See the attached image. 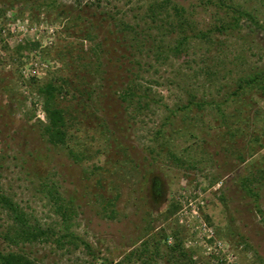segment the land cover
I'll use <instances>...</instances> for the list:
<instances>
[{"label":"rangeland","instance_id":"rangeland-1","mask_svg":"<svg viewBox=\"0 0 264 264\" xmlns=\"http://www.w3.org/2000/svg\"><path fill=\"white\" fill-rule=\"evenodd\" d=\"M262 73L264 0H0V195L54 233L12 243L0 207V253L264 264V87L242 83ZM50 81L68 83L65 147L41 128Z\"/></svg>","mask_w":264,"mask_h":264},{"label":"trees","instance_id":"trees-1","mask_svg":"<svg viewBox=\"0 0 264 264\" xmlns=\"http://www.w3.org/2000/svg\"><path fill=\"white\" fill-rule=\"evenodd\" d=\"M49 9L54 8V2L46 3ZM159 6L157 7V10ZM56 10V9H55ZM154 8H151V11L154 12ZM180 11V12H179ZM175 15L179 16L178 13H181V10L177 8L174 9ZM181 15V14H180ZM241 15V14H240ZM240 18L239 13L236 17V21ZM184 39L178 41V43L174 47V51L181 52ZM23 48V47H22ZM21 49V48H19ZM264 73L257 74L249 79H243L242 83L244 86H249L252 83H261L263 85ZM68 83L63 82L62 84L57 85L52 81L43 84L41 87H38V93L44 98V106L43 111L46 115L47 124L42 125L43 135L46 136L48 142L53 146H66L67 138H68V129H67V119L64 111L58 106V98L64 91L66 92V87ZM243 87V86H242ZM241 87V88H242ZM133 94L132 90L127 89L123 96H119L120 100H125L127 97H130ZM217 106V104H216ZM218 108V107H217ZM241 183L245 186L246 180H241ZM250 194L251 191H248ZM148 197L151 201L152 205L156 208L163 206L167 200L165 189L161 181L157 178L152 179L148 185ZM110 204V203H109ZM0 207L5 210L10 218L12 219L13 224L16 226L17 232L11 236L10 241L15 244L19 243H34L38 241L48 242L49 239L54 235L53 232L49 230H44L39 226L33 227L29 225V221L23 213L22 209L8 196L0 195ZM176 208V207H175ZM260 212V210L258 209ZM261 213V212H260ZM263 214V213H262ZM64 217V214H62ZM66 216V215H65ZM66 220V219H65ZM63 238H76L74 235L70 233H66L62 236ZM61 237V238H62ZM73 241L69 242H74ZM80 240V239H79ZM58 244H61L60 239L56 241ZM80 243L87 249H89V245L80 240ZM176 245L171 246L170 249H174ZM178 249V247H177ZM183 256V253H180ZM0 264H34L27 257L22 254L8 252V253H0Z\"/></svg>","mask_w":264,"mask_h":264},{"label":"built area","instance_id":"built-area-1","mask_svg":"<svg viewBox=\"0 0 264 264\" xmlns=\"http://www.w3.org/2000/svg\"><path fill=\"white\" fill-rule=\"evenodd\" d=\"M32 73L35 75L37 73V71L33 70Z\"/></svg>","mask_w":264,"mask_h":264}]
</instances>
